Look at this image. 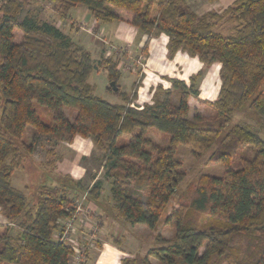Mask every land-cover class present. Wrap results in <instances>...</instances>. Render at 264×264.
Wrapping results in <instances>:
<instances>
[{"label": "trees", "instance_id": "1", "mask_svg": "<svg viewBox=\"0 0 264 264\" xmlns=\"http://www.w3.org/2000/svg\"><path fill=\"white\" fill-rule=\"evenodd\" d=\"M49 1L60 19L83 5L96 21L124 20L147 38L163 33L169 57L182 51L206 66L219 62L220 86L217 96L205 102L210 119L188 117V98L198 94L193 84L201 72L189 85L173 78L170 88L158 86L150 104H133L141 79L130 96L120 93L122 103H110L95 95L88 78L99 68L115 82L120 75L116 60L95 64L91 52L59 26L29 13L21 17L31 0H0V213L7 221L0 225V264H69L73 248L54 234L74 215L73 201L56 187L42 185L28 206L12 175L36 139L49 137L47 144L54 145L71 143L76 135L90 137L94 148L104 151V176L111 180L116 214L150 230L178 190L179 145L194 155L215 146L211 158L225 167L217 176L200 172L189 185V200L180 197L165 215L162 222L174 227L173 242L157 234L161 244L141 257H124L121 264H152L151 257L157 264H264V140L250 125L230 123L244 107L264 121V94L256 92L264 79V0L229 5L223 13L234 25L226 34L216 30L221 14L197 15L183 0ZM36 106L48 111V122ZM28 127L34 131L32 142L18 146L15 140ZM149 130L168 135L167 145L146 137ZM249 149L252 155L231 168L232 160ZM66 180L81 188L80 181ZM99 187L94 181L88 194L96 197Z\"/></svg>", "mask_w": 264, "mask_h": 264}, {"label": "rangeland", "instance_id": "2", "mask_svg": "<svg viewBox=\"0 0 264 264\" xmlns=\"http://www.w3.org/2000/svg\"><path fill=\"white\" fill-rule=\"evenodd\" d=\"M31 1L32 3L24 10L21 17L29 13L37 21L53 23L64 32L80 29L79 31H81L80 34L82 36L85 34L92 35L93 40L95 39L99 43L98 48L92 50L90 46H86L90 52H93H91V55L95 64L109 57L117 61L120 75L115 81L116 91H112L110 88L111 81L106 71L102 69L92 70L88 78L90 84L94 86L95 95L110 103H122L120 93L125 91L130 96L134 89V84L141 79L135 90V101L133 104L136 106H140L137 103L143 105L150 104L158 93L156 92L158 84H162V88L164 89L165 86L171 85V79L173 78L190 80L193 72H197L196 70H199L201 64H203L197 56H190L187 53L183 54L185 55L183 59L177 58L176 63L171 61L170 58L163 60L157 49L149 52L150 58L146 63L147 60L144 61L146 54L144 52L145 46L134 49L123 45H116V42H109L110 40L108 39H102L98 33H95L94 29H88L91 28V24L87 22V19L90 17L89 14L86 13L85 17H82L80 13H77L78 18L85 20V23H70V19L68 18H59L53 8V4L49 0ZM223 11L219 12L222 18L218 20L216 30L226 34L232 30L234 23L229 19V16L224 15ZM81 35L78 34L77 37ZM19 37L20 35L17 33L16 39L19 40ZM154 39L158 40L159 38L155 37ZM164 57H167V55L164 54ZM215 62L216 64L219 63ZM215 66V64H211L208 69L204 67L203 71L200 70L201 75L196 79L193 86L197 88L198 85L203 87V84H206L204 92L206 94L212 93L214 90L212 86L217 88L216 80L218 79L219 82V69ZM214 71L216 72L215 74L213 73ZM144 72L145 76H147L146 79L143 77ZM209 74L210 76L207 77ZM166 75L168 77H165ZM158 79L160 81H157ZM151 86L153 87V93L150 94ZM218 91L215 96H217ZM259 91L264 94V79L256 90V92ZM158 96L161 95L159 94ZM195 97L190 100L188 117L192 118L194 115L200 114L204 119H210V108L203 102L199 103ZM36 111L43 120L47 122L50 120V114L44 108L36 106ZM66 113L69 117L71 116L68 112ZM236 122L250 125L264 140V121L259 120L246 107L233 114L230 123L234 124ZM33 136V129L28 127L22 137L15 140V143L18 146L21 143H30L33 140ZM146 137L160 146L167 145L169 141L168 135L156 130H149L146 133ZM123 138H127V136L123 135ZM80 139H87L88 142ZM49 140V137L36 139L32 152L25 154L21 166L14 170L12 184L25 194L28 206L35 203L37 189L42 185L56 187L59 192L66 193L73 201L72 205L75 207L74 215L62 220L69 222L71 225L67 229L68 239H66L73 248V254L69 257V264H91V258L96 256L99 250L97 245L110 244L111 242L114 244L117 242L118 245H126V252L130 257H141L149 248L161 244L156 240L157 234L168 242H173L174 227L162 222L165 215L171 211L172 207L177 206V200L180 197L183 201L189 200L191 195V187L189 185L194 183L195 178L200 172L217 176L225 168L223 165L214 162L211 158L215 146L200 152L199 155H194L190 147L179 145L176 153V158L180 161L179 172L181 175L178 190L172 197L166 213L163 214L156 229L150 230L145 225L132 226L116 214L110 194L111 180L104 176L105 168L102 164L104 151L94 148L90 137L75 138L71 144L51 140L54 145H48L47 141ZM51 148H53L54 154L47 155V151ZM252 153V149L240 153L237 159L234 158L232 160L230 167L237 168L239 158H249ZM91 175L95 177L94 180L91 178ZM66 177L74 181H80L81 188L79 189L70 184L66 180ZM94 181H99L100 183L99 193L96 197L88 194ZM150 260L152 264H157L155 258L151 257Z\"/></svg>", "mask_w": 264, "mask_h": 264}, {"label": "crops", "instance_id": "3", "mask_svg": "<svg viewBox=\"0 0 264 264\" xmlns=\"http://www.w3.org/2000/svg\"><path fill=\"white\" fill-rule=\"evenodd\" d=\"M234 1L235 0H183L184 4L190 10H192L194 13H196L197 15H201V14H204V13L210 12V11L216 12V13L222 12L229 5H231ZM77 13H80L82 17H85L86 13L90 15L91 18L89 17L87 19L88 20L87 22L91 24V28H88V29H91V30L94 29L95 33H98L102 39H108V40H110L109 42H116L115 43L116 45H119V46L123 45V46H127L129 48H134V49H138L139 47L146 46V50H145L146 54H145V59H144V61L147 60L146 63L148 62V59L150 58L149 52L154 51L155 49H157V51L160 52L163 60H165L166 58H170V60L173 61L174 63H176L177 58L181 60L184 58L183 56H185V55H183V54H185V52H182V51H177L172 57L168 56V50H167L168 37L163 33H160L158 35H154V36L147 38L144 34L139 32L136 28H134L133 26H131L129 23H127L124 20H114V21H110V22H106V23L96 21L91 16L89 10L83 5H77L70 10L69 18H68V19H70L69 20L70 23H73V22L74 23L75 22L76 23L77 22L83 23L85 21L81 18H78ZM79 30L74 29L73 31L71 30V32L69 31V32H65V33L74 42H76V43H78L84 47L90 46L91 50L98 48L99 43L96 42L95 39L93 40L92 35H91L92 37L90 35H86V34L82 36L80 34L81 31H79ZM78 34L81 36L77 37ZM155 37L159 38V39L158 40L154 39ZM118 41H122V42L119 43ZM164 54L167 55V57H164ZM195 61H196V59H195ZM212 64H215L216 65L215 67L217 69H219V63L216 64V62H212ZM146 66H147V64H146ZM209 66L201 64L200 69L196 70L197 72H193V74L190 76V80H191L192 76L197 75L199 72L203 71L204 67L208 69ZM145 72L143 73V75H144L143 77H145V79H146L147 76H145L146 75ZM213 73L215 74L216 72L214 71ZM208 76H210V74L207 75V77ZM165 77H168V75H166ZM190 80L187 79L184 81L189 85ZM157 81H160V79H158ZM216 81H217V88L212 86V89H214V90L212 93L210 92L209 94H206V92H204L206 89V87L204 88V86L206 84H203V87H200V85H198L197 88H195V89H197L198 94L197 95H191L188 98V107L190 106V100L195 96H196L195 99L197 98L199 103L203 102L205 104V102L208 101L207 99L213 100L214 97H216L215 95H216V92L218 91V85L220 86V80H219V82H218V79ZM152 86L150 87V94L153 93V91H152L153 87ZM158 86L163 87L162 84H158ZM170 86H165L164 89L170 88ZM123 92L125 93V91H123ZM137 104L140 105L139 107H141L143 105L141 103H137ZM80 137L81 136L76 135L73 139L80 138ZM82 138H84V137H82ZM80 140L87 141V139H80ZM63 143H66V142H63ZM71 143H69V144H71ZM5 223H7V221L2 216V214L0 213V225H3ZM97 247H99V250H98L96 256L91 258V260H92L91 264H121L122 258L130 257L129 254L126 252L127 246L126 245L125 246L124 245H118L117 242H115V244L113 242H111L110 244L108 243L105 245H97Z\"/></svg>", "mask_w": 264, "mask_h": 264}, {"label": "built area", "instance_id": "4", "mask_svg": "<svg viewBox=\"0 0 264 264\" xmlns=\"http://www.w3.org/2000/svg\"><path fill=\"white\" fill-rule=\"evenodd\" d=\"M71 225L69 222H64V221H61V227L60 229L54 234V238L55 239H58L62 242H65L67 244H69L66 239H68V236H67V229L70 228ZM70 245V244H69ZM84 246H87V245H84Z\"/></svg>", "mask_w": 264, "mask_h": 264}, {"label": "water", "instance_id": "5", "mask_svg": "<svg viewBox=\"0 0 264 264\" xmlns=\"http://www.w3.org/2000/svg\"><path fill=\"white\" fill-rule=\"evenodd\" d=\"M109 86L112 89V91H116L117 90V87H116V84H115L114 81H111Z\"/></svg>", "mask_w": 264, "mask_h": 264}]
</instances>
